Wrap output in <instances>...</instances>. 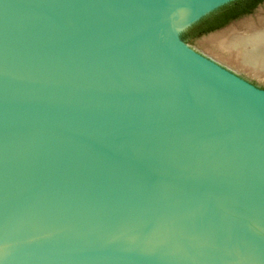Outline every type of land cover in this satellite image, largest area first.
<instances>
[{"label": "water", "instance_id": "obj_1", "mask_svg": "<svg viewBox=\"0 0 264 264\" xmlns=\"http://www.w3.org/2000/svg\"><path fill=\"white\" fill-rule=\"evenodd\" d=\"M231 0H0V264H264V87L186 42ZM264 82V80H261Z\"/></svg>", "mask_w": 264, "mask_h": 264}, {"label": "bare ground", "instance_id": "obj_2", "mask_svg": "<svg viewBox=\"0 0 264 264\" xmlns=\"http://www.w3.org/2000/svg\"><path fill=\"white\" fill-rule=\"evenodd\" d=\"M213 47L230 58L235 69L264 80V16L245 20Z\"/></svg>", "mask_w": 264, "mask_h": 264}, {"label": "trees", "instance_id": "obj_3", "mask_svg": "<svg viewBox=\"0 0 264 264\" xmlns=\"http://www.w3.org/2000/svg\"><path fill=\"white\" fill-rule=\"evenodd\" d=\"M263 1L264 0H231L201 17L188 27L182 33L181 37L186 42L193 41L206 33L226 26L231 21L243 15L252 13ZM246 2H248V4Z\"/></svg>", "mask_w": 264, "mask_h": 264}, {"label": "rangeland", "instance_id": "obj_4", "mask_svg": "<svg viewBox=\"0 0 264 264\" xmlns=\"http://www.w3.org/2000/svg\"><path fill=\"white\" fill-rule=\"evenodd\" d=\"M260 14V15H259ZM259 16H264V6L259 9L256 13H254L252 16H250L248 19H258ZM218 50L215 49L213 46L211 48H209L206 53L219 59L222 60L224 62H226L227 64L231 65L232 67L233 64L230 61V58H227L226 56H223L221 53L217 52ZM221 55V56H220ZM231 63V64H230ZM235 68V67H234ZM250 77H252V75L249 74ZM253 79H255V82L257 81L256 77H252ZM263 87H264V82L263 81H258Z\"/></svg>", "mask_w": 264, "mask_h": 264}, {"label": "flooded vegetation", "instance_id": "obj_5", "mask_svg": "<svg viewBox=\"0 0 264 264\" xmlns=\"http://www.w3.org/2000/svg\"><path fill=\"white\" fill-rule=\"evenodd\" d=\"M246 3L248 4V2H246ZM247 4H245V5H247ZM256 8H257V7H256ZM256 8H255V9H256ZM255 9H254V10H255ZM246 15H248V14H246ZM243 16H245V15H243ZM243 16H242V17H243ZM239 18H241V17H239ZM235 20H236V19H235ZM233 21H234V20H233ZM231 22H232V21H231ZM253 82L256 83L254 80H253ZM256 84H257V83H256Z\"/></svg>", "mask_w": 264, "mask_h": 264}]
</instances>
